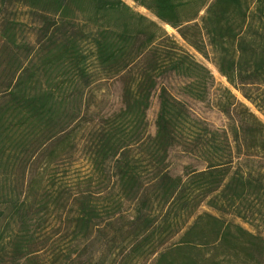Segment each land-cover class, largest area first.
Returning <instances> with one entry per match:
<instances>
[{
	"label": "trees",
	"instance_id": "1",
	"mask_svg": "<svg viewBox=\"0 0 264 264\" xmlns=\"http://www.w3.org/2000/svg\"><path fill=\"white\" fill-rule=\"evenodd\" d=\"M133 1L158 20L124 0L0 15V264H112L135 241L112 227L134 192L157 244L132 264H264V121L165 28L193 0ZM247 10L214 63L264 114V0ZM185 39L207 49L197 22Z\"/></svg>",
	"mask_w": 264,
	"mask_h": 264
},
{
	"label": "rangeland",
	"instance_id": "2",
	"mask_svg": "<svg viewBox=\"0 0 264 264\" xmlns=\"http://www.w3.org/2000/svg\"><path fill=\"white\" fill-rule=\"evenodd\" d=\"M124 1L152 19L158 20L150 11L142 6H138L133 0ZM7 2L8 0H0V15L5 10ZM202 2L203 0H193L188 7L184 23L180 29H175L169 25H164L165 28L182 46L193 53L197 60L205 64L212 71L218 84L231 88L238 99L249 106L250 109L254 111L262 121H264V114L252 102L247 100L240 91L233 88L228 83L227 79L219 73L214 63L216 55L222 52L227 44L229 45L231 41H233V29H236V32L240 34L248 33L249 18L247 0H209L203 9L199 10ZM228 11H231V13H227L228 17L226 18L223 14ZM195 22L199 24L205 35L207 42V49L205 51L195 50L185 39V34L188 28ZM182 83L183 80L180 79L175 81L176 86L181 85ZM175 91L178 93L177 89H175ZM186 99L189 101L191 109L196 114L206 118L215 127H221L225 124L226 119L224 115L212 107L211 104L207 102L202 103L191 98ZM158 111L159 100L156 97L149 110L150 130L152 132L156 131L155 120ZM126 201V211L114 221L112 227L119 236H122L124 233H131L134 235L135 241L126 255L114 260L112 264H132L142 258L157 244L155 238L145 230L144 195L142 193L134 192L127 196Z\"/></svg>",
	"mask_w": 264,
	"mask_h": 264
}]
</instances>
